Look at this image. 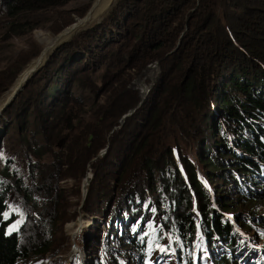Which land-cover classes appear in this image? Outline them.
<instances>
[{"label":"trees","instance_id":"obj_1","mask_svg":"<svg viewBox=\"0 0 264 264\" xmlns=\"http://www.w3.org/2000/svg\"><path fill=\"white\" fill-rule=\"evenodd\" d=\"M68 1L0 0V6L15 21L26 12ZM112 2L106 1L100 15ZM87 12L62 25L58 34ZM86 27L81 36L89 43L68 44L62 46L63 52L58 48L48 54L46 64L34 74L42 89L29 92L32 79L27 81L0 116L2 132L13 126V131L25 135L31 130L42 140V146L28 147L27 156L41 160L48 151L52 158L49 166H38L41 178L36 183L33 174L31 187L9 169L0 171V264H29L34 258L59 254L52 240L59 213L43 206L52 200L40 197L41 179L47 168L57 181L73 178L70 172L77 176L79 166L95 156L83 139L93 134L91 141L97 142L99 133L75 126L74 112L82 98L72 88L75 84L88 88H82L86 66L122 69L126 55L135 67L160 60L161 74L142 106L113 132L106 156L91 165L82 210L99 217L106 216L105 207L113 208L102 233L107 242L102 253L113 260L105 258L102 264L121 260L146 264L150 254H173L176 264H206L207 257L213 264H264V250L246 246L238 234L243 231L218 213L234 215L264 242V0H117L103 18ZM178 40L180 46L173 53ZM112 42L113 50L107 53ZM35 55L19 75L37 59ZM18 77L6 81L9 89ZM130 94L120 116L138 102L137 93ZM116 126L114 122L113 129ZM183 144L194 150L209 189L183 152ZM55 165L59 174L52 170ZM10 193L29 205L26 232L10 230L17 221L7 214ZM244 207L245 213L237 215ZM164 209L169 212L164 232H149V217ZM90 245L94 253V244ZM124 251L125 257L120 253Z\"/></svg>","mask_w":264,"mask_h":264},{"label":"rangeland","instance_id":"obj_2","mask_svg":"<svg viewBox=\"0 0 264 264\" xmlns=\"http://www.w3.org/2000/svg\"><path fill=\"white\" fill-rule=\"evenodd\" d=\"M95 1L97 0H70L63 5L52 9L26 12L25 15H22L15 21H11L0 6V86L6 87L4 91L0 87V116H2L11 103L14 102L18 94L22 92L23 86L11 102L8 101L9 96L12 95L13 91L19 86V84L26 79L31 70H33L36 66L42 67L46 64L48 54H51L58 48H60L59 50L63 52L65 49L62 46L68 44H74L76 46L77 44L87 45L89 43L88 38L81 36L87 28L86 26L103 18V16H105L111 9V5H114L117 0H113L108 9L100 15L98 11L102 9L107 1L102 0L95 8L91 21L87 25L80 26L72 30L73 24L71 27L65 29L59 34L58 29L65 23L73 21L79 13L85 12V10H88L89 12ZM75 20H78V18ZM12 25L14 29L12 28ZM178 41L173 53L180 46V40ZM104 50L105 49L103 48L100 52ZM112 50L113 42L109 45L107 53H111ZM34 55L35 57L38 55L37 59L29 66L30 68L27 67L19 75V72L27 66L28 60ZM170 55L171 53H168L163 58L165 59ZM124 61L126 66L122 69H120V65H118L115 69H113V65L108 67L107 64L95 66L92 69L86 66L82 69V72L84 73L82 74L83 80L85 82L82 88H88L81 90V88L78 87V84H75L72 88L73 93L82 98L81 105L75 108L74 118L77 120L75 121V126L80 124L82 128L87 130V132H89V129H92L96 130L97 134L99 133V136H97V142L93 140L91 141L94 136L93 134L90 136L87 134L84 138L85 140L83 139L85 145L92 149L95 156L92 157V159L89 160L83 168H81L82 166H79V169L77 170L80 171L77 176L74 171H71L70 173L73 174V178L64 177L62 180L59 178L57 181L55 178L50 177V175L47 174L49 171L48 169L50 168L46 169V172L40 182L41 187L44 188V191H41L42 194L40 197L45 200L51 199V203L46 202L43 206L52 208L53 211H58L59 213L60 219L58 218L57 221V225L59 227L54 230L52 240L54 241V249L60 252L55 256H52V253H49L45 257H41L39 259L34 258L29 264H65L66 258L70 256V252L74 245L73 239L68 230L73 225L75 226L78 224V222L79 224L84 223L87 225V228H84V231L78 239V243L83 248L85 253V262H87V264H102V261L105 258L109 261L113 260L112 258L106 257L102 253V251L107 248V242L105 241L104 234L102 233L108 229L110 223L108 216L111 215L113 208L110 206L105 207L106 216H88L82 208L80 209L83 192L82 186L84 187V184L88 183L86 187L88 189L93 175L91 165H93L98 158L106 156L109 148V140L112 138L113 132L121 129L124 125L125 119L129 117L128 116L122 120L123 116L132 110L135 112L142 106L144 100L148 96V93L155 85L159 75L161 74L160 60L152 61L144 67H135L134 65L136 63L127 55L124 58ZM155 63H157V65L154 66ZM17 65L20 66V69L13 71V68ZM38 68L28 77L27 81L32 79L27 88L29 92H37L42 89V82L39 81L40 77L35 80ZM40 74L42 75V72H40ZM12 75L13 80L17 76L19 77L14 81L13 86L9 89L6 85V81L7 84H9L10 79H12ZM129 78L132 79L129 81ZM81 79L82 78H80L79 81ZM79 81L77 83H79ZM116 82H118L119 85H116ZM147 86L149 91L142 100L140 93L143 94L147 90ZM120 87L125 88L127 96L123 89L120 90ZM132 92L137 93L138 102L135 107L129 108L123 115L120 116L119 114L123 105L127 106L126 104L131 101L132 96L130 93ZM4 106L5 109L2 110ZM1 121L2 118L0 119V122ZM114 122L117 123V126L113 129ZM13 130V126L6 132H2L0 129V171L3 169H9L12 173H16L17 178H19V176L22 177L24 186L31 187L34 176L33 174H35L36 183L41 178L38 166L41 163L45 164V166H49L52 162V158L50 157L48 151L41 160L40 158L27 156L26 152L28 147L35 145L42 146V140L32 135L31 130H28L25 135L20 134L18 129L15 131ZM44 147L45 149H48L47 146ZM45 149L43 148V151ZM182 149L183 152L187 151V156L190 159L193 169L197 171L198 176L209 189L207 178L202 174L203 172L201 168H199L195 159L194 150L191 149V145L188 144L186 148L185 144H183ZM51 151L57 152L58 150L57 148H53ZM30 161L32 163H30ZM53 168L55 169H51L59 174L57 171V169H59L58 166L56 168L55 165ZM32 170L35 172L33 173ZM86 178L87 180L85 181ZM154 200H156V197H154ZM25 202L21 197H19V195H15L13 193L8 195L7 214L15 215L17 218V221L10 227V230H21L24 228V232L27 231V225L30 224L29 218L31 217V214L29 212V205ZM56 205H58V207L54 208ZM263 208L264 207L261 209ZM246 210L247 208L245 207L239 208V213L237 215L244 214L245 212L243 211ZM157 213L159 216L156 213H153L149 217L151 224L148 231L152 232L160 229L163 233L165 230L164 221H166L169 217V212L167 209H164L161 213L159 211H157ZM218 213L222 214L225 220H228L229 222L233 221L234 225L232 222L231 224L236 229L243 231L242 235L241 233L238 234L240 236L239 238L246 246L254 251L262 252V250H264V242L255 237L253 229H244L242 225L238 223L237 218L234 215H225L226 213L221 210H218ZM29 230L30 229H28V231ZM164 240L165 242H169L168 239ZM201 240L202 239L199 236L197 240L199 245L201 244ZM91 243L94 244V246H92L94 247V253L90 249ZM120 253L125 257L128 251ZM205 253L206 251H204V254ZM174 258L175 256L173 254H169V256H156L155 254H150L146 264H176ZM162 260L164 262H162ZM77 264H79V262H77ZM120 264H134V261L126 262L121 260ZM206 264H213L211 257H207Z\"/></svg>","mask_w":264,"mask_h":264},{"label":"water","instance_id":"obj_3","mask_svg":"<svg viewBox=\"0 0 264 264\" xmlns=\"http://www.w3.org/2000/svg\"><path fill=\"white\" fill-rule=\"evenodd\" d=\"M101 1H102V0H97V1H95V3L92 5V7H91V9L89 10V12L87 13V15H86L83 19H81L80 22L78 21V23H75V24L73 25V27H72V30H74V29H76V28H78V27H80V26L87 25V24L91 21V18H92V15H93V12H94L95 8L97 7V5H98ZM155 65H157V63H155L154 66H155ZM154 66H153V67H154ZM36 69H37V68H36ZM36 69L34 68L29 74L31 75L33 72H35ZM22 86H23L22 84L19 85V86L13 91V94L9 96L8 101L11 102V100H12L13 98H15V95H17V93L22 89ZM148 91H149V89H148V86H147V90H146L143 94L140 93V97L142 98V100L145 98V96L147 95ZM3 109H5V106H4V108H2V110H3ZM133 112H134V110H132V111H130L128 114L124 115L123 118H122V120H124L126 117L130 116ZM82 190H83V192H82V201H81V204H80V209H81V208L83 207V205H84V201H85V199H86V195H87V191H88V189L85 188V190H84V189H83V186H82ZM76 250H77V246L74 244V245H73V248H72V250H71V254H70V256H72V258H71V264H77V262H78V261H77V258L74 257V253H75Z\"/></svg>","mask_w":264,"mask_h":264},{"label":"bare ground","instance_id":"obj_4","mask_svg":"<svg viewBox=\"0 0 264 264\" xmlns=\"http://www.w3.org/2000/svg\"><path fill=\"white\" fill-rule=\"evenodd\" d=\"M39 66H36V68H38ZM32 71V70H31ZM30 71V72H31ZM29 72V73H30ZM30 76V74H28V76L26 77V79L24 81H22L19 85H23L27 80H28V77ZM87 180V178L85 179V181ZM88 183H85L84 184V187L83 189L85 190V188L87 187ZM84 228L86 229L87 228V225L86 224H76L75 226L73 225L68 231L70 232V235L73 239V242L74 244L77 246V250L75 251L74 253V257L77 258V261L79 262V264H87L86 259H85V253H84V250L83 248L79 245L78 243V239L80 238V235L82 234V232L84 231ZM81 230V231H80ZM69 254V253H68ZM71 254V252H70ZM71 258L72 256H69L66 258V262L65 264H71Z\"/></svg>","mask_w":264,"mask_h":264}]
</instances>
